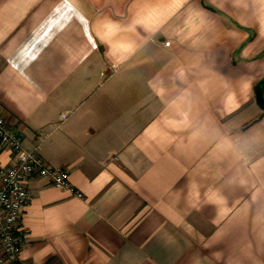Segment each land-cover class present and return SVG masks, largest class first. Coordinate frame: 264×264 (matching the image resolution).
<instances>
[{"label":"crops","instance_id":"0c3cea01","mask_svg":"<svg viewBox=\"0 0 264 264\" xmlns=\"http://www.w3.org/2000/svg\"><path fill=\"white\" fill-rule=\"evenodd\" d=\"M263 80L264 0H0V117L83 194L27 179L20 264H264Z\"/></svg>","mask_w":264,"mask_h":264},{"label":"built area","instance_id":"2783aa9c","mask_svg":"<svg viewBox=\"0 0 264 264\" xmlns=\"http://www.w3.org/2000/svg\"><path fill=\"white\" fill-rule=\"evenodd\" d=\"M39 144L31 150L25 149L21 134L0 117V146L15 155L11 166H0V264H20L24 240L18 235V224L22 211L32 201L26 185L30 176L47 178L54 187L83 198L72 187L68 170L44 162L38 153Z\"/></svg>","mask_w":264,"mask_h":264},{"label":"water","instance_id":"95a60500","mask_svg":"<svg viewBox=\"0 0 264 264\" xmlns=\"http://www.w3.org/2000/svg\"><path fill=\"white\" fill-rule=\"evenodd\" d=\"M263 84H264V80H263V82H261L260 86H262ZM256 100H257L258 104L262 107V109L264 110V99L262 98V96L259 92L256 94Z\"/></svg>","mask_w":264,"mask_h":264}]
</instances>
